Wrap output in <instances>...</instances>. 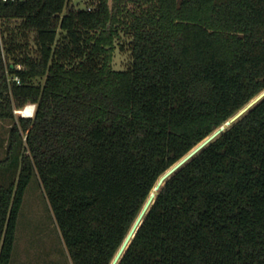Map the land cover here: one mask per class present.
<instances>
[{"label":"trees","instance_id":"1","mask_svg":"<svg viewBox=\"0 0 264 264\" xmlns=\"http://www.w3.org/2000/svg\"><path fill=\"white\" fill-rule=\"evenodd\" d=\"M0 17V165L16 159L0 264L34 177L71 264H110L160 177L264 90V0L0 1ZM118 264H264V98L164 182Z\"/></svg>","mask_w":264,"mask_h":264},{"label":"rangeland","instance_id":"2","mask_svg":"<svg viewBox=\"0 0 264 264\" xmlns=\"http://www.w3.org/2000/svg\"><path fill=\"white\" fill-rule=\"evenodd\" d=\"M77 7H84L85 0H72ZM121 43L124 44L121 48ZM127 36L116 47L113 66L125 69L131 63ZM34 115L36 105L32 104ZM21 110V109H20ZM17 113L25 116L23 113ZM10 119L0 118V160L6 158L10 137ZM16 159L0 165V184H8L15 178ZM11 264H71L64 242L53 218L41 183L34 177L26 189L19 213L16 240Z\"/></svg>","mask_w":264,"mask_h":264},{"label":"water","instance_id":"3","mask_svg":"<svg viewBox=\"0 0 264 264\" xmlns=\"http://www.w3.org/2000/svg\"><path fill=\"white\" fill-rule=\"evenodd\" d=\"M264 98V90L259 93L255 98H253L248 104H246L242 109H240L235 115H233L230 119H228L225 123H223L220 127H218L213 133H211L208 137H206L203 141H201L198 145H196L191 151H189L184 157H182L177 163H175L172 167H170L158 180L156 186L152 190V193L148 197L145 202L142 210L131 226L128 234L126 235L124 241L122 242L120 248L118 249L116 255L114 256L112 262L110 264H118L122 255L126 251L129 246L132 238L134 237L137 229L142 223L145 214L153 203L159 189L164 184V182L174 174L178 169H180L184 164H186L191 158H193L197 153H199L203 148L209 145L216 137H218L227 127L232 125L237 119H239L245 112H247L252 106H254L257 102ZM20 112V111H19Z\"/></svg>","mask_w":264,"mask_h":264},{"label":"bare ground","instance_id":"4","mask_svg":"<svg viewBox=\"0 0 264 264\" xmlns=\"http://www.w3.org/2000/svg\"><path fill=\"white\" fill-rule=\"evenodd\" d=\"M33 108L34 107H32V104H29L24 109L20 110V112L23 113L24 115H31Z\"/></svg>","mask_w":264,"mask_h":264},{"label":"built area","instance_id":"5","mask_svg":"<svg viewBox=\"0 0 264 264\" xmlns=\"http://www.w3.org/2000/svg\"><path fill=\"white\" fill-rule=\"evenodd\" d=\"M0 1H3V2H17V1H22V0H0ZM2 23H1V17H0V42L2 43ZM4 50V49H3ZM19 68L22 67V65H18Z\"/></svg>","mask_w":264,"mask_h":264}]
</instances>
